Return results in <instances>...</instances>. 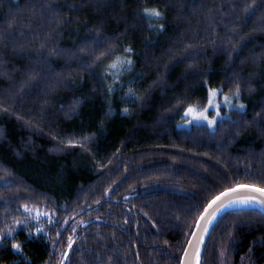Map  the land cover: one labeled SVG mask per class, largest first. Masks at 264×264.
<instances>
[{
	"label": "trees",
	"instance_id": "1",
	"mask_svg": "<svg viewBox=\"0 0 264 264\" xmlns=\"http://www.w3.org/2000/svg\"><path fill=\"white\" fill-rule=\"evenodd\" d=\"M209 88L247 106L180 127ZM236 184L264 187V0H0V264H181ZM202 264H264V213Z\"/></svg>",
	"mask_w": 264,
	"mask_h": 264
},
{
	"label": "snow or ice",
	"instance_id": "2",
	"mask_svg": "<svg viewBox=\"0 0 264 264\" xmlns=\"http://www.w3.org/2000/svg\"><path fill=\"white\" fill-rule=\"evenodd\" d=\"M143 12L147 15L148 18L152 17H159L163 14L158 10L154 8H145ZM160 27H163V25H160ZM130 50V49H129ZM123 64H131V60L127 57L121 58L119 56L116 57L115 60H113L110 64L111 69H118ZM220 91V89L216 88H209L208 89V99H207V105L204 108H201L199 110L196 109L195 105H188L187 108L184 109L186 113L191 114L195 118H203L207 119L209 123H215V117L209 118L207 113V107L208 106H214L217 109V114L219 115V104L214 100V97L216 94ZM234 95L239 96V88L237 87L236 91L234 92ZM224 99L227 101L228 97L225 96ZM238 108H243V104L236 105ZM69 143H74L73 141H69ZM249 189L255 192L261 193V196H255V195H235L237 189ZM257 201L260 204H264V187H258L256 185H241L236 184L232 188H226L223 192L219 193L217 196H214L211 201H209L208 206L205 208V212H208V216L206 217V224L204 227V231H207V222H210L211 219L216 215L217 211L220 208L225 207L226 205H230L233 203H243L248 204L250 202ZM213 205H215V208H213ZM27 208V205L24 206ZM209 208H213L211 212H209ZM201 218L205 219L204 215L201 214ZM16 223H20L19 221H16ZM199 226V225H198ZM39 231V229H37ZM12 232V229H8V233L10 234ZM2 239V238H0ZM69 247H71V238L69 237ZM12 247L20 250L21 249V243L20 242H13ZM198 251V250H197ZM66 255V254H65ZM197 264H199V256L197 255Z\"/></svg>",
	"mask_w": 264,
	"mask_h": 264
},
{
	"label": "water",
	"instance_id": "3",
	"mask_svg": "<svg viewBox=\"0 0 264 264\" xmlns=\"http://www.w3.org/2000/svg\"><path fill=\"white\" fill-rule=\"evenodd\" d=\"M241 185H248V184H241ZM254 185V184H251ZM258 186V185H256ZM261 187V186H258ZM232 188V187H231ZM235 195H255V196H261V193L255 192L249 189H237ZM209 204V203H208ZM208 204L205 206V208L208 206ZM236 204V203H233ZM226 205L223 208H220L216 215L211 219L210 222H207V231H204V227L206 224V217L208 216V212H205V208L202 211L201 214L204 215L205 219L201 218V214L195 224V227L193 229V232L188 240V243L185 247V250L183 252L182 258H181V264H197V255L199 256V264H202L203 262V256H204V250L206 247V243L208 240V236L211 232L212 227L218 220V218L223 215L224 213L234 210V209H243V208H254L258 209L261 212L264 213V204H260L257 201H253L248 203V205L245 206H231ZM213 208H215V205H213ZM213 208H209V212L213 210ZM199 225V226H198ZM198 250V251H197Z\"/></svg>",
	"mask_w": 264,
	"mask_h": 264
},
{
	"label": "rangeland",
	"instance_id": "4",
	"mask_svg": "<svg viewBox=\"0 0 264 264\" xmlns=\"http://www.w3.org/2000/svg\"><path fill=\"white\" fill-rule=\"evenodd\" d=\"M219 89V88H216ZM227 96L228 100L226 101L224 97ZM214 100L219 104V115L217 114V109L214 106H208L207 107V113L206 115L209 118L215 117V123H209L207 119L203 118H195L189 113H184L182 120L179 122L180 127H190L195 123H205L208 124L211 127H214L216 125V122L219 118H221L224 115V109H230L232 107H236L238 104H243V108H245L247 105L246 103H240V101L235 100L233 96H230L229 94L221 92V90L216 94L214 97ZM241 108V109H243ZM197 110H199L196 107Z\"/></svg>",
	"mask_w": 264,
	"mask_h": 264
},
{
	"label": "bare ground",
	"instance_id": "5",
	"mask_svg": "<svg viewBox=\"0 0 264 264\" xmlns=\"http://www.w3.org/2000/svg\"><path fill=\"white\" fill-rule=\"evenodd\" d=\"M245 205H248V204L236 203V204H233V205H231V206H245Z\"/></svg>",
	"mask_w": 264,
	"mask_h": 264
}]
</instances>
